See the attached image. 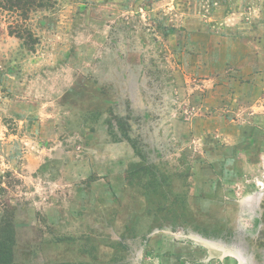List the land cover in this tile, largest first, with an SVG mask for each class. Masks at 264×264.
Masks as SVG:
<instances>
[{
  "label": "rangeland",
  "instance_id": "rangeland-1",
  "mask_svg": "<svg viewBox=\"0 0 264 264\" xmlns=\"http://www.w3.org/2000/svg\"><path fill=\"white\" fill-rule=\"evenodd\" d=\"M26 15L0 6L15 264H264V0Z\"/></svg>",
  "mask_w": 264,
  "mask_h": 264
},
{
  "label": "trees",
  "instance_id": "trees-1",
  "mask_svg": "<svg viewBox=\"0 0 264 264\" xmlns=\"http://www.w3.org/2000/svg\"><path fill=\"white\" fill-rule=\"evenodd\" d=\"M45 0H0V6H3L9 10H19L22 11L24 16H27L26 14L30 10H34L38 7L44 6ZM25 19V18H24ZM19 33V36L24 38L23 34L21 32ZM30 37L33 39V36L30 34ZM158 207H154V209H157ZM135 215V214H134ZM9 243H5L4 241L0 240V264H15L14 261V252H13V246L15 245V242H12L11 239L8 240Z\"/></svg>",
  "mask_w": 264,
  "mask_h": 264
}]
</instances>
